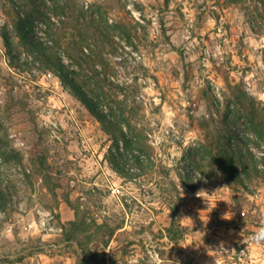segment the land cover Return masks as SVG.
I'll use <instances>...</instances> for the list:
<instances>
[{"label":"rangeland","instance_id":"1","mask_svg":"<svg viewBox=\"0 0 264 264\" xmlns=\"http://www.w3.org/2000/svg\"><path fill=\"white\" fill-rule=\"evenodd\" d=\"M15 2L0 0V185L8 194L0 264H264V176L247 188L230 184L210 154L236 128L264 156L239 116L264 113V20L251 12L255 3L46 0L35 35L49 44L48 34L61 35L56 50L69 68L63 48L72 36L98 44L110 105L146 137V171L128 178L107 160L112 141L101 121L23 47ZM66 194L80 213L81 245L64 240L62 226L75 218ZM177 203L187 233L172 242L166 228Z\"/></svg>","mask_w":264,"mask_h":264},{"label":"trees","instance_id":"2","mask_svg":"<svg viewBox=\"0 0 264 264\" xmlns=\"http://www.w3.org/2000/svg\"><path fill=\"white\" fill-rule=\"evenodd\" d=\"M15 1L16 9L18 10L16 11L18 15L16 28L23 47L40 65L58 76L63 86L81 98L90 112L101 121L104 131L112 141L113 149H110L107 154V160L112 169L128 178L139 177L146 171L144 160L141 158L143 153H148L145 150L146 144L144 143L146 137L133 126L132 123L135 122V119L131 114H126V112L118 114L110 105L109 98L102 86L101 73L96 68L97 64L103 67L108 65L101 50H99L98 44L88 41L84 37L77 40L75 39L76 35L72 36V39L67 42V46L63 48V53L70 61V65L76 66V68H69L56 50L57 48H62L61 40H63V37L57 33L48 34L52 38V42L49 44L37 37L33 31L32 26L35 19L46 15V0ZM226 1L232 4H243L247 0ZM250 1L255 3L251 9L255 19L264 20V0ZM54 9L64 13L65 4H56ZM52 23L54 22L52 21ZM251 25L254 29H256L255 27H260L259 25L255 26L253 22ZM98 33L103 38H107L105 31H98ZM4 40L8 45L10 44V39L6 33H4ZM85 68L91 75L84 76L82 74ZM103 103L107 109L106 111L99 108L100 104ZM238 104L244 106L242 100H238ZM244 113L252 125L256 137L264 147V113H259L253 108H246L245 111L242 110L240 112L239 116ZM225 120L229 123L231 113H225ZM249 140V138L241 136L236 128H227L216 140L215 148L210 150L212 161L217 163L224 179L230 184L235 183L243 188H247V182L251 181L254 176H264V156L260 157L259 160L258 156L250 150ZM124 150H126V153H123ZM135 151H138L139 154H136ZM125 154L128 155L126 156ZM2 157L5 160L9 159L5 157V153H2ZM127 161H131L132 167L139 172L133 171L132 168H125L123 163L126 164ZM205 173L207 175V172ZM184 182L191 190L195 189L196 186L190 177H184ZM7 195L5 187L0 185V210L6 209ZM65 201L75 211V218L67 221L62 226L64 229V240L81 245L78 233L81 232L83 225L80 221L79 210L74 206L68 194L65 196ZM170 210L171 222L169 227L166 228V233L169 240L177 242L184 238L187 228L180 223V205L177 203ZM116 230L117 228H111L109 231L110 235H113ZM8 264H13V262L8 261Z\"/></svg>","mask_w":264,"mask_h":264},{"label":"crops","instance_id":"3","mask_svg":"<svg viewBox=\"0 0 264 264\" xmlns=\"http://www.w3.org/2000/svg\"><path fill=\"white\" fill-rule=\"evenodd\" d=\"M72 217H73L72 214L68 215V218H67L68 220H67V221L71 220ZM62 221H63V223H65V222H64L65 220H62Z\"/></svg>","mask_w":264,"mask_h":264},{"label":"clouds","instance_id":"4","mask_svg":"<svg viewBox=\"0 0 264 264\" xmlns=\"http://www.w3.org/2000/svg\"><path fill=\"white\" fill-rule=\"evenodd\" d=\"M197 195V194H196ZM261 238H264V237H261Z\"/></svg>","mask_w":264,"mask_h":264},{"label":"built area","instance_id":"5","mask_svg":"<svg viewBox=\"0 0 264 264\" xmlns=\"http://www.w3.org/2000/svg\"><path fill=\"white\" fill-rule=\"evenodd\" d=\"M49 214V213H48Z\"/></svg>","mask_w":264,"mask_h":264}]
</instances>
